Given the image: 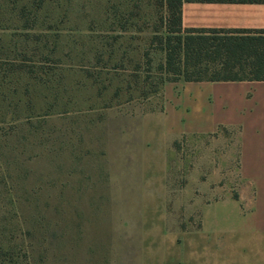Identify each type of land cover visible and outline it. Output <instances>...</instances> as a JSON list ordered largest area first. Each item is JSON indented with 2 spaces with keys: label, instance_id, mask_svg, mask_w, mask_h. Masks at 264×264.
<instances>
[{
  "label": "rangeland",
  "instance_id": "374dc122",
  "mask_svg": "<svg viewBox=\"0 0 264 264\" xmlns=\"http://www.w3.org/2000/svg\"><path fill=\"white\" fill-rule=\"evenodd\" d=\"M15 11L0 0V264H131L149 240L179 253L206 203L247 214L264 195V105L163 79L156 0H48L29 35ZM206 113L217 130L176 132Z\"/></svg>",
  "mask_w": 264,
  "mask_h": 264
},
{
  "label": "crops",
  "instance_id": "0c3cea01",
  "mask_svg": "<svg viewBox=\"0 0 264 264\" xmlns=\"http://www.w3.org/2000/svg\"><path fill=\"white\" fill-rule=\"evenodd\" d=\"M182 24L185 27L262 30L264 29V0H184ZM189 82L201 85L230 82L233 84L230 85L231 89H224L223 92L229 95L233 106L245 105L247 100L251 102L254 93L264 105V79H205L187 80L186 83ZM195 91L188 100L200 112L205 91L201 88ZM203 115L205 116L202 122L185 124L186 121H184L177 127L176 132L217 130L219 125L216 120L211 121L212 117L207 113ZM181 117H183L182 114ZM244 127V135L247 133L249 135L251 127ZM250 140L257 142L256 139ZM262 197L259 195V198L252 202V210L247 214L240 210L236 202L215 200L206 203L203 224L184 234L179 253L171 247L167 248L165 240L159 243L149 240L146 247L139 250L131 264H264V233L254 230V225L259 226L264 222V209L261 203H258V200L264 202V195ZM228 204L233 205L232 211L227 210ZM236 215H242L243 225L248 223L249 227L238 232L222 231L226 226H222L221 219L236 217ZM169 243L172 244V239Z\"/></svg>",
  "mask_w": 264,
  "mask_h": 264
},
{
  "label": "trees",
  "instance_id": "16d2710c",
  "mask_svg": "<svg viewBox=\"0 0 264 264\" xmlns=\"http://www.w3.org/2000/svg\"><path fill=\"white\" fill-rule=\"evenodd\" d=\"M4 1L16 10L14 17L22 20L21 26L29 35L30 29L38 26L39 13L48 0ZM183 1L156 0L163 12L164 29H156L152 40L165 51V61L161 64L166 73L163 79H264V29L185 27L182 24ZM147 56L151 62L148 52ZM10 64L12 71H31L34 67L25 61H11Z\"/></svg>",
  "mask_w": 264,
  "mask_h": 264
}]
</instances>
